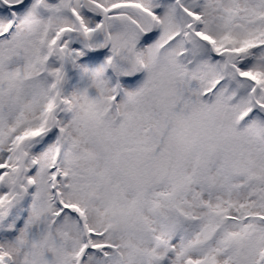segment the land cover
I'll list each match as a JSON object with an SVG mask.
<instances>
[{"label":"snow or ice","instance_id":"obj_1","mask_svg":"<svg viewBox=\"0 0 264 264\" xmlns=\"http://www.w3.org/2000/svg\"><path fill=\"white\" fill-rule=\"evenodd\" d=\"M0 264H264V0H0Z\"/></svg>","mask_w":264,"mask_h":264}]
</instances>
